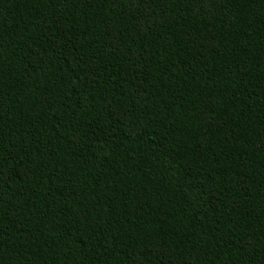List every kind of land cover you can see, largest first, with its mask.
<instances>
[{
  "label": "trees",
  "instance_id": "trees-1",
  "mask_svg": "<svg viewBox=\"0 0 264 264\" xmlns=\"http://www.w3.org/2000/svg\"><path fill=\"white\" fill-rule=\"evenodd\" d=\"M0 264H264V0H0Z\"/></svg>",
  "mask_w": 264,
  "mask_h": 264
}]
</instances>
